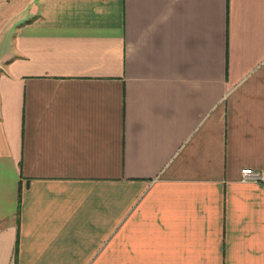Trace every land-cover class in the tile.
<instances>
[{
    "label": "crops",
    "instance_id": "obj_1",
    "mask_svg": "<svg viewBox=\"0 0 264 264\" xmlns=\"http://www.w3.org/2000/svg\"><path fill=\"white\" fill-rule=\"evenodd\" d=\"M245 168L264 0H0V264H264Z\"/></svg>",
    "mask_w": 264,
    "mask_h": 264
},
{
    "label": "built area",
    "instance_id": "obj_2",
    "mask_svg": "<svg viewBox=\"0 0 264 264\" xmlns=\"http://www.w3.org/2000/svg\"><path fill=\"white\" fill-rule=\"evenodd\" d=\"M241 176L243 181H252V182H263L264 174L254 172L249 168L241 170Z\"/></svg>",
    "mask_w": 264,
    "mask_h": 264
},
{
    "label": "rangeland",
    "instance_id": "obj_3",
    "mask_svg": "<svg viewBox=\"0 0 264 264\" xmlns=\"http://www.w3.org/2000/svg\"><path fill=\"white\" fill-rule=\"evenodd\" d=\"M25 15H26V12L24 11L20 16H19V19H18V21H15L14 23H16V22H22L23 21V19L25 18ZM9 30H10V25L9 26H7V28L4 30V32H6V34L9 32ZM6 37L4 36V39H5Z\"/></svg>",
    "mask_w": 264,
    "mask_h": 264
}]
</instances>
